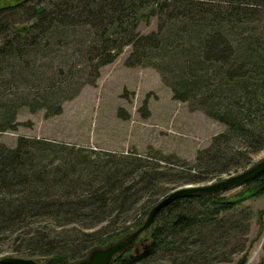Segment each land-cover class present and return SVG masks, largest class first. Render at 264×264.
<instances>
[{
	"label": "rangeland",
	"instance_id": "rangeland-1",
	"mask_svg": "<svg viewBox=\"0 0 264 264\" xmlns=\"http://www.w3.org/2000/svg\"><path fill=\"white\" fill-rule=\"evenodd\" d=\"M39 2L48 13L55 12V5L62 3ZM36 3L37 0H30L10 9L15 14L3 15L5 23L0 24V110L3 106L17 107L16 129L0 132V142L13 147L18 136L48 141L45 152L34 150L33 165L49 167L55 158V162L87 173L86 168H101L107 162L113 167L128 165L133 173L134 167L139 173L158 172L149 193L138 199L140 208L148 202V206H153L176 188L219 181L264 158L262 148L250 154V163L245 167L218 175L208 173L203 179L199 175L201 169L192 166L196 154L225 126L206 115L198 101L174 98L173 91L180 89L179 78L199 57L198 33L203 30L206 34L215 23L217 28L213 32L224 31L228 42L241 51L263 46L264 0H166L169 9L155 11L151 3L136 25L133 15L128 13V33L159 32L164 37L162 48L150 52L152 63L127 66L125 61L132 45L125 42L126 35L119 34L121 50L111 63L100 68L94 84L87 82L89 61L96 60L103 47L102 35L109 27L105 14H111L104 9L98 17V6L90 11L75 2L72 6L77 5L78 9L61 11V15H72L65 23L46 35L30 33L23 40V47L15 46L18 50L11 42L6 46L16 28L29 27L35 21L28 8L37 6ZM182 27H186L187 36L179 43L170 36L180 34ZM208 62L198 66L205 69ZM211 65L215 67L216 63ZM192 178L199 181L187 183ZM242 186L222 194H233ZM241 208L243 213L235 212L227 219V224L234 228L229 244L221 250L226 253L225 259L213 264H235L246 250L247 263L256 264L264 259V193L246 199ZM138 238V247L142 248L144 238L150 242L143 231ZM5 256L40 259L11 252L8 243L0 246V258Z\"/></svg>",
	"mask_w": 264,
	"mask_h": 264
},
{
	"label": "trees",
	"instance_id": "trees-1",
	"mask_svg": "<svg viewBox=\"0 0 264 264\" xmlns=\"http://www.w3.org/2000/svg\"><path fill=\"white\" fill-rule=\"evenodd\" d=\"M28 1L0 0V24L5 23L3 15H11L7 14L10 9L15 10ZM61 1V5H55V12L48 13L37 0V6L28 8L35 21L29 27L16 28L6 46L11 42L18 50L15 46L23 47V40L30 33L46 35L70 19V13L65 16L61 11L78 9L77 5L72 6L76 2L90 11L98 6V17L104 9L111 14H105L109 27L102 35L103 47L96 60L89 61L88 83L94 84L100 68L118 56L119 34L126 35L125 42L132 45L125 61L127 66L152 63L150 52L162 48L164 37L159 32L128 33L126 25L128 13L133 15L136 25L151 3L155 11L169 9L166 0ZM214 26L206 34L203 30L198 33L199 59L193 60L186 74L179 78L180 89L173 90L174 98L198 101L206 115L225 126L196 154L192 166L201 169L199 175L203 179L208 173L218 175L245 167L250 163V154L264 148V42L260 48L241 51L228 42L224 31L213 32L217 28ZM2 28L6 30L5 24ZM185 28L170 37L180 43L187 36ZM207 61L205 69L198 66ZM212 62L216 63L215 67ZM16 108H1L0 132L16 129ZM45 145L50 143L25 136H18L13 147L0 142V246L8 243L11 252L42 258L39 264H70L84 258L91 248L118 241L143 224L152 206L148 202L137 208L138 199L149 193L158 172L139 173L134 167L133 173L128 165L113 167L107 162L101 168H86L87 173L55 162V158L49 167L33 165L34 150L45 152ZM181 163L187 164L183 160ZM198 178L187 183L197 182ZM263 193L264 173L233 194L178 198L163 208L143 231L150 242L142 239L141 248L136 245L138 238L133 246L116 255L111 264H213L224 260L226 253L221 250L229 244L234 228L227 224V219L235 212L243 213V201ZM246 252L235 264H250ZM256 264H264V259Z\"/></svg>",
	"mask_w": 264,
	"mask_h": 264
},
{
	"label": "water",
	"instance_id": "water-1",
	"mask_svg": "<svg viewBox=\"0 0 264 264\" xmlns=\"http://www.w3.org/2000/svg\"><path fill=\"white\" fill-rule=\"evenodd\" d=\"M264 173V158L258 161L251 167L244 169L238 173L226 176L219 181L210 182L204 185H186L176 188L166 194L149 210L143 224L126 235L124 238L108 243L104 246H95L91 248L86 256L82 259L76 260L70 264H111L116 255L121 254L128 247L133 246L138 235L149 228L154 222L157 214L166 206L171 204L178 198L188 197L194 194H217L226 192L232 188L244 185ZM137 252L138 249L136 248ZM43 259H33L24 257L5 256L0 258V264H39Z\"/></svg>",
	"mask_w": 264,
	"mask_h": 264
}]
</instances>
